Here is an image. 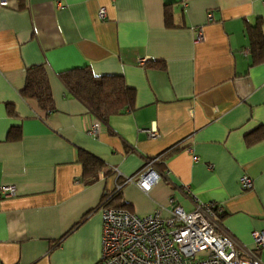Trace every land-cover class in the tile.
Returning a JSON list of instances; mask_svg holds the SVG:
<instances>
[{
	"label": "crops",
	"instance_id": "obj_1",
	"mask_svg": "<svg viewBox=\"0 0 264 264\" xmlns=\"http://www.w3.org/2000/svg\"><path fill=\"white\" fill-rule=\"evenodd\" d=\"M5 1L0 184L16 193L0 198V264H96L101 209L117 190L115 202L141 216L168 217L173 204L190 211L191 193L217 202L222 229L241 256L253 254L251 233L264 232V61L253 63L245 26L260 19L264 34V0ZM39 64L48 110L22 95L27 68ZM82 67L121 75L133 108L97 118L60 78ZM84 153L103 163L90 182ZM150 159L159 178L149 191L124 182ZM255 253L264 262V249Z\"/></svg>",
	"mask_w": 264,
	"mask_h": 264
},
{
	"label": "built area",
	"instance_id": "obj_2",
	"mask_svg": "<svg viewBox=\"0 0 264 264\" xmlns=\"http://www.w3.org/2000/svg\"><path fill=\"white\" fill-rule=\"evenodd\" d=\"M5 3L0 0V6ZM98 13L103 18L105 9L100 8ZM201 38L202 31L198 29L196 40ZM144 60L140 58L138 62L142 64ZM97 127V123L93 124L90 133L95 135ZM145 131L149 137L156 136L155 130ZM153 161L147 160L143 169L135 176L124 177V182H135L143 191H149L159 178ZM239 182L242 189L252 186L247 175H242ZM15 193V185L0 184V198ZM191 199L190 211L173 204L168 217H162L158 211L141 216L125 208L103 207L101 255L96 264H264L255 253L264 249L263 231L251 233L255 252L243 257L237 241L218 223L222 205L199 202L192 193Z\"/></svg>",
	"mask_w": 264,
	"mask_h": 264
},
{
	"label": "trees",
	"instance_id": "obj_3",
	"mask_svg": "<svg viewBox=\"0 0 264 264\" xmlns=\"http://www.w3.org/2000/svg\"><path fill=\"white\" fill-rule=\"evenodd\" d=\"M165 13L167 24H171L169 11H165ZM245 28L253 63L264 61L262 21L258 19L255 24H247ZM60 78L70 93L101 121H105L111 113L132 109L134 106L135 90L127 86L121 75L98 76L88 67H82L66 70L60 73ZM22 95L26 98L35 99L39 106L45 110L52 108L51 91L46 70L42 64L27 68ZM80 157L83 165V176L87 178V182H90L96 178L98 171L103 167V163L86 153ZM118 199H120L119 190L108 198V206L126 209V204L115 202ZM220 217L222 214L219 219Z\"/></svg>",
	"mask_w": 264,
	"mask_h": 264
}]
</instances>
